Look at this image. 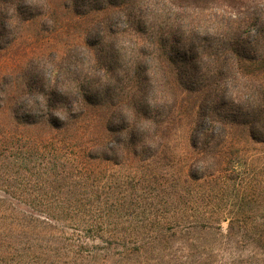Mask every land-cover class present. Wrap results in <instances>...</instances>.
I'll list each match as a JSON object with an SVG mask.
<instances>
[{
  "label": "rangeland",
  "instance_id": "1",
  "mask_svg": "<svg viewBox=\"0 0 264 264\" xmlns=\"http://www.w3.org/2000/svg\"><path fill=\"white\" fill-rule=\"evenodd\" d=\"M162 10L161 19L172 26L161 31V45L116 33L100 51L106 55L100 67L84 36L104 12L78 15L68 0H0V124L12 111L19 128L40 137L41 124L25 126L22 120L74 115L80 109L77 83L92 79L97 119L69 118L56 134L61 145L79 149L87 141L102 142L100 119L110 112L108 143L124 152L130 133L144 152L120 165L93 162L98 170L158 176L167 169L172 178L188 168L205 171L201 187H191L203 195L181 200L178 206L186 213L175 221L213 223L178 232L158 252L172 259L161 254L159 264H264V139L251 138L240 122L230 124L217 143L194 138L193 149L189 139L192 109L205 95V104L217 113L241 115L254 107L264 114V0H207L203 6ZM257 15L260 23L253 21ZM92 32L94 39L107 41L104 32ZM189 41L194 59L185 63ZM226 46L239 49L241 57H222L221 65L214 58ZM213 93L218 96L211 101Z\"/></svg>",
  "mask_w": 264,
  "mask_h": 264
},
{
  "label": "trees",
  "instance_id": "2",
  "mask_svg": "<svg viewBox=\"0 0 264 264\" xmlns=\"http://www.w3.org/2000/svg\"><path fill=\"white\" fill-rule=\"evenodd\" d=\"M205 4L207 0L180 4L175 0H68L75 14H105L84 36L87 51L100 67L106 57L100 51L116 33L135 35L134 41L156 47L162 44L161 31L172 26L161 19L166 15L162 9L181 10ZM261 19L260 15L253 17L259 23ZM92 30L104 32L107 41L94 39ZM188 44L185 52L190 54L185 56V63L194 59L195 50L190 41ZM222 57L235 61V57H241L240 50L226 46L214 60L223 65ZM228 66L236 82L235 70ZM216 74L223 78L220 69ZM36 84H41V79L37 78ZM47 84L53 86L56 82ZM93 84L86 78L77 83L80 89L75 104L80 109L74 115L65 113L63 120L50 114L42 115L38 121L22 120L25 126L41 124L40 137L19 128L20 121L12 111L0 124V264H159L162 253L158 252L178 232L213 223L175 221L186 213L178 206L181 200L203 195L201 189L194 191L191 187H201L205 171L192 173L188 168L172 178L167 169H161L158 176L136 171L125 175L112 171V167L98 170L93 166L96 161L120 165L129 156L144 152L138 150L130 133H126L129 139L123 144L125 153L108 143L112 132L110 112L100 119L102 142L87 141L79 149L60 144L56 134L66 127L69 118L97 119L92 110ZM7 86L13 84L9 82ZM207 96L191 112L189 139L193 149L197 146L194 138L217 143L226 137L230 124L239 122L248 126L251 138L264 139L263 111L251 107L241 115L217 113L205 104ZM217 96L213 93L210 100ZM137 114H133L135 118ZM124 130L126 127L120 126L119 131ZM164 254L162 259H172Z\"/></svg>",
  "mask_w": 264,
  "mask_h": 264
}]
</instances>
